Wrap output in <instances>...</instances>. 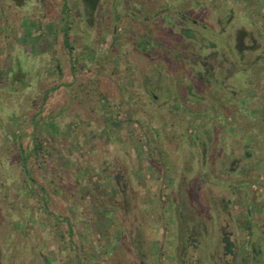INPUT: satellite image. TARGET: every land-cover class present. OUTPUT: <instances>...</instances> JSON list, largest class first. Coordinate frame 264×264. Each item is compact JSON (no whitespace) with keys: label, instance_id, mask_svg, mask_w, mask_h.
Here are the masks:
<instances>
[{"label":"rangeland","instance_id":"374dc122","mask_svg":"<svg viewBox=\"0 0 264 264\" xmlns=\"http://www.w3.org/2000/svg\"><path fill=\"white\" fill-rule=\"evenodd\" d=\"M94 4L0 0V264H264V0Z\"/></svg>","mask_w":264,"mask_h":264},{"label":"flooded vegetation","instance_id":"af4514ba","mask_svg":"<svg viewBox=\"0 0 264 264\" xmlns=\"http://www.w3.org/2000/svg\"><path fill=\"white\" fill-rule=\"evenodd\" d=\"M165 8V7H164ZM229 11H232V9H229ZM181 18V25L180 27L186 32V34H188L189 30H193L194 27H191L188 23H192V24H198V20L190 17V16H187L186 14H181L180 16ZM229 21V20H228ZM203 27H208V24L204 23L202 25ZM190 236L193 237V239H196L197 236L201 233V231H197V228L193 227L190 229ZM231 232H227V231H222L221 232V241L223 243V246H224V253H231L229 255L228 258H234L236 257V254L234 252V241L231 240ZM227 257L225 258L226 260L228 259ZM229 263V261H228Z\"/></svg>","mask_w":264,"mask_h":264},{"label":"trees","instance_id":"16d2710c","mask_svg":"<svg viewBox=\"0 0 264 264\" xmlns=\"http://www.w3.org/2000/svg\"><path fill=\"white\" fill-rule=\"evenodd\" d=\"M96 1V4H94V6L96 7L98 4V0H95ZM165 7V8H164ZM161 8L162 9H167V8H170L169 7V5L168 4H164V5H161ZM161 8H159L158 10H161ZM95 9V8H94ZM176 10V9H175ZM181 14H186V13H183V12H181ZM187 16H190L191 17V15H189V14H186ZM181 16V15H180ZM181 17H179V19H180ZM193 18V17H192ZM194 19H196V18H194ZM197 20V19H196ZM180 21H181V19H180ZM191 27H195L196 25H198V24H192V23H188ZM193 31V32H192ZM63 32H64V44H65V46L68 48V49H72V44H71V42H70V34H69V25H65V27H64V29H63ZM170 32L172 33V34H174L173 33V30L172 29H170ZM218 32V31H217ZM218 35H219V33H217ZM188 35H190V36H195L196 34H195V32H194V29L193 30H189V32H188ZM146 36V35H145ZM147 37V36H146ZM181 40H180V39ZM179 38L177 39L178 40V42H180L181 44H184L183 42H181L182 41V39H183V37H182V35H179ZM149 42L150 40H149V38L147 39V38H145V42ZM158 43H159V45H161L163 42L161 41V40H158ZM160 52H161V50L159 51V54H160ZM185 76V74L183 73V77ZM194 79L195 78H193L192 79V82H195L194 81ZM209 80H211V81H217L218 82V79H217V77H216V75L214 74V73H211L210 74V77H209ZM184 81V79H179V81L178 82H180L179 84H182V82ZM149 89V88H148ZM190 89H191V86H190ZM154 95L152 96L153 98L154 97H156V95H155V93H153ZM247 228H248V230L250 231V233L252 232L253 233V231L251 230V227L249 226V225H247L246 226Z\"/></svg>","mask_w":264,"mask_h":264}]
</instances>
